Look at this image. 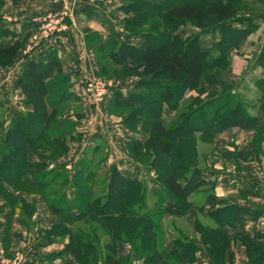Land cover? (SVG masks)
<instances>
[{"label": "trees", "instance_id": "trees-1", "mask_svg": "<svg viewBox=\"0 0 264 264\" xmlns=\"http://www.w3.org/2000/svg\"><path fill=\"white\" fill-rule=\"evenodd\" d=\"M10 1L16 6L20 0ZM125 2L123 9L129 17L124 31L130 37H141L139 46L119 42L114 35L101 43L97 33L87 30L84 41L95 54L101 78L136 80L128 101L124 102L116 90L108 95L107 109L109 113L113 109L127 112L121 122L125 130H141L147 135L144 143L130 141L127 152L139 167L153 173L159 190H149L145 181L124 177L115 166L105 172L98 189L95 180L107 154L99 159L96 156L106 147L104 144L96 145L76 162L72 178L57 166L50 168L56 160L32 153L37 149L52 156L64 155L68 141L81 140L76 133L77 124L84 119L81 98L71 90L70 78L63 73L56 52L50 51L46 61L29 60L14 82V89L31 110L17 114L8 125L0 121V197L10 209L3 248L7 251V232L18 209H28V218L34 212L33 205H25L21 196L15 199L6 191L9 187L13 193L39 196L50 214L61 219L45 237L67 239L61 256L69 254L77 264H130L132 259L142 260L143 264L193 262L199 250L197 241L177 230L173 246L180 253L159 248L158 221L167 215H186L191 209L204 213L205 207H209L205 215L216 227L210 230L197 225L201 244L213 264H223L221 255L230 248V239L222 229L232 232L233 240L245 247L250 264H264V248L246 235L241 223L243 217L255 222L264 219V206L250 209L219 200L214 182L203 177L195 150L196 134L213 142L230 130L253 131L254 141L245 150L222 156L242 163L256 162L264 141L259 117L250 115L232 86L222 80H218L221 95L204 102L186 99L187 94L199 89L206 74L220 78V67L229 64V54L258 31L255 13L241 11L254 7L243 0ZM1 24L0 18V38H11V43L0 46V67L7 68L24 51L28 37ZM186 24L199 33L183 38L177 31ZM212 30H217L220 37L203 48L200 34ZM256 65L264 68V42ZM165 112L172 113L169 121ZM31 153L39 158L38 162L30 161ZM143 157L149 160L144 166L139 161ZM70 190L73 197H69ZM198 195L204 197V206L197 208L190 199ZM148 198L154 200L151 206ZM77 222L81 225L73 227ZM119 244L130 247L128 257L118 258Z\"/></svg>", "mask_w": 264, "mask_h": 264}, {"label": "crops", "instance_id": "crops-1", "mask_svg": "<svg viewBox=\"0 0 264 264\" xmlns=\"http://www.w3.org/2000/svg\"><path fill=\"white\" fill-rule=\"evenodd\" d=\"M0 1L3 3L0 7V18L2 19L1 27L22 36L29 37L37 27L36 20L40 15L45 13L58 14L65 12L71 17L69 29L63 35L52 37L35 48L29 49L28 47V49H26L25 47V50L19 53L15 59V70H13L12 73L10 72L11 76L9 74L7 77L9 80L11 78V88L21 102L23 96L18 90L14 89V82L21 74L24 65L29 60L46 61L47 53L54 51L59 58L63 73L70 78L71 90L81 98V107L85 120L80 121L76 126V133L81 136V140L78 143L81 147L70 160L68 159L66 162L57 164L50 163V168L57 166L65 170L68 176L72 178L75 173L76 162L82 158L85 153L90 152L96 145L104 144L107 147V157L102 164V169L106 173L109 172L111 167L115 166L124 177L132 180L145 181L148 184L149 190L158 191L159 187L153 182V173L139 167V165L129 157L126 146L121 147V145H119L118 148L115 147L116 144H113V140L108 136L109 133L112 134L115 132L113 128L108 131L109 133L105 131V126L107 124L105 125L103 123V119H108L106 116V108L109 98H106L101 103H94L90 96L85 94V84L88 81L99 78L96 60L84 41V32L87 28L95 31L99 35L101 43H105L111 35H115L119 42L128 43L133 46H139L142 42L139 38L137 40L121 39L122 37L119 36V33L122 32V30L119 29L121 17L117 11L120 0H20L16 6H13L10 0ZM243 1L261 12L255 14L254 17V23L259 27L257 33L241 43V46L247 47L246 50L243 47L244 51H242V57L245 56L244 58H248L249 60L252 59V61L249 63L245 62V66H243L242 63L239 67L240 69L243 67L241 71L244 74L243 77L252 73H254L253 77L257 76V79L252 83L251 87H261L263 91L261 90L262 92L260 91L259 94L262 100L264 97V68L256 65V59L264 42V0ZM218 39L217 37L214 41ZM213 42H210L209 45L203 48L209 47ZM5 43H11V38H0V46ZM232 53L233 51L229 54V60L235 58L240 65V58H238L237 55L234 56ZM5 79L4 77L1 78L2 81L0 82V86L4 85ZM1 89H3V87H0V90ZM128 90L129 91L126 93L120 91L124 102L128 101V95L131 89L128 88ZM30 110L28 106L25 112L17 108V111H15L14 115L9 119L14 118L21 112L26 113ZM257 116H259V124L264 132V102L261 103ZM9 121L5 122V125H8ZM118 126L120 128V133H125L127 139L138 141L131 138L130 134H128L129 132L119 123ZM114 142L116 143V141ZM138 142L144 143L145 139ZM29 158L31 162L39 161V158L32 153ZM200 169L204 172L201 167ZM203 177L214 182L211 177L204 176V173ZM215 183L214 193L219 200H229L235 205L250 209L264 206V178L255 173L245 174L238 171H226L225 177L219 179ZM5 189L12 193L15 199L19 198V195L13 193L11 188L5 187ZM73 196L74 193L70 190L69 197ZM23 198L29 204L33 203L35 205L33 223L32 226L26 227L20 220V214H14L11 218L12 226L9 231L11 251L20 252L24 255L22 264H77L71 255L64 254L61 256L67 239L64 240L57 236L45 237L53 224H59L60 220L56 216L50 214L40 197L36 196L35 198H29V196L25 195ZM199 200L200 203H198ZM190 201L193 205L196 204L197 206H194L197 208L204 206V197L201 195L194 196ZM167 206L171 208L173 204ZM205 208L204 213H199L196 209H191L185 217L179 219L187 223L188 226V233L183 231V234H187V236L192 239L194 236L198 240L197 246L199 250L195 254V261L173 262V264H213L207 252V248L201 244L198 233L195 231V220L199 216L202 218V221H206L205 227L210 230L216 227L215 224L204 218L203 215L206 214L209 207ZM9 213L10 209L8 205L3 198L0 197V249L2 247L4 231L7 227ZM165 217L167 218L160 223L161 232L158 236L159 248L167 253L171 251H178V253H180V250L173 246V241L178 236L176 228L167 224V222H171V220L173 222V220L178 219L174 218L172 215H167ZM241 223L244 225L246 235L253 242L264 248V238H259V235L264 234V219L262 218L255 222L249 217H243L241 218ZM178 229L182 228L178 227ZM222 231L224 234L228 235L230 239V250L237 258L235 259V264H244L245 254L241 243L233 240L234 234L228 229H222ZM117 253L119 259L128 257L130 255L129 246L119 244ZM131 264H143V261L132 259Z\"/></svg>", "mask_w": 264, "mask_h": 264}, {"label": "rangeland", "instance_id": "rangeland-1", "mask_svg": "<svg viewBox=\"0 0 264 264\" xmlns=\"http://www.w3.org/2000/svg\"><path fill=\"white\" fill-rule=\"evenodd\" d=\"M2 5H3V3H1V1H0V6H2ZM125 5H126L125 0H120L119 7L117 9V11L121 17V20H120L121 25H119L120 26L119 29L122 30V32L120 31L121 33H119V36L122 37L121 39L137 40L139 38L142 41L141 37H130L124 31L125 20L127 19V17H129L123 9ZM241 11L242 12L255 13V14H258L261 12L260 10H258L256 8L242 9ZM50 16H52V17L56 16L58 18H62V24L64 23L65 25H63V26L66 27L63 31H61L59 33L56 32L55 35H53V37H59L60 35H63L64 33H66L68 31L69 23L71 20L70 19L71 17L69 16V14H67L65 12L58 13V14H56V13H45L43 15H40L38 19L41 20L44 18H48ZM38 19L36 20L37 23H38ZM36 29H37V27H36ZM36 29L28 37V39L26 41V45H25L26 49H28V47H29V49L37 47V45H38L37 43H39V42L34 41V36L37 34ZM86 30L90 31L91 33H96L95 31H92L89 28H87ZM178 32L182 33L183 38L191 37L192 35L199 33V31L194 26H192L190 24L183 25L180 29H178L177 33ZM200 35L201 36H200L199 40H200V45L202 47L209 45V43L213 42L215 38L220 37L219 32L217 30L208 31V32H206L204 34H200ZM86 36H87V34L84 32V39ZM46 41L41 42L38 46H40L41 44H43ZM243 47L244 46H241V44H240V46L237 47L235 50H233V53H232L234 56L237 55L238 58H240L239 59V61L241 62L240 65H239V63H237L235 58H232V60H229L228 65L225 66V64H224V66L220 67V71H221V77L220 78H218V79L214 78L212 73L206 74L204 79L200 82L199 89L196 90L195 92L187 94L186 99H196V101H198V102H204V101H207L208 99H210L212 97H217L218 95H221L222 89L218 84V80H222L227 85L232 86V92L235 93L238 96V98H240V100L244 103L249 114L252 116H257L258 111L260 110V105L262 102H264V97L261 100V96L259 94V92L262 90L261 87H256V88L251 87L252 83L257 79V76L253 77L254 73L249 74L246 77H243L244 74H243V72H241L243 67L240 69L239 66H241L242 63H243L242 65L245 66L246 65L245 62L249 63L250 61H252V59L249 60L248 58H244L245 56L242 57L243 56L242 51H244V48H245V50L247 48V47H244V48ZM91 53H92L93 57L95 58V54H93L92 51H91ZM259 54L257 55V57L259 56ZM100 55H102V54H100ZM244 60H247V61H244ZM15 65H16V63L15 64L13 63L12 66L7 67V68L0 67V82L2 81L1 78H3V77L6 78L4 81V85L0 86V87H3V89L0 90V121L1 122L3 121L4 123L8 122L10 120L9 118L12 115H14L15 111H17V108L22 109V111L25 112L26 107H27L23 103V100H21V102H20L18 96L13 92V90L11 88V78H10V80L7 78L8 75L10 74V76H11V73L13 72V70H15V68H16V67H14ZM97 69H98V74H99L98 66H97ZM135 81L136 80L132 79V78H124V79L113 78V77L101 78L99 76L98 79L88 81L85 84V94H88V96H90L91 100L94 101V103H101L106 98H109L108 95H111L116 90L122 91V93L128 92L129 91L128 88L132 89ZM5 83H6V85H5ZM88 84H91V87H89V89H88ZM259 86H260V84H259ZM149 98L151 99L153 97L149 96ZM82 112H83V109H82ZM124 113H127V112L120 111V110L115 111L114 109L111 111V113H109V110L106 108V116L108 117V119L104 118L103 123L105 125L107 124L105 126L106 127L105 131L108 132L111 130V128L114 129L115 132L112 131V132H114L112 134H110L108 132L109 133L108 136L110 137L111 140H113L112 141L113 144H116L115 147L118 148L119 145H121V147L126 146V149H127V145L131 140L129 138L127 139V137L125 136V133H123V134L120 133V128L118 126V123L121 125L122 119L124 117ZM171 116H172L171 112L170 113L165 112V117L167 118V121L170 120L169 117H171ZM260 117H261V115H260ZM83 120H85V116H84ZM71 121L73 122L75 120L71 119ZM128 134H130L131 138L138 140V141H143L144 139H145V141L147 140V135L145 133H143L141 130L137 133H130L129 132ZM1 136H2V132L0 131V137ZM253 137H254L253 131L244 132V131L234 129V130H230V131H227V132H224V133L218 135L214 139L213 142H209L208 140L202 139L200 134H196V136H195V150H196V160H197L196 162L204 170V172H203L204 176L211 177L214 180V183L217 182L219 179L225 177L226 171H230V172H237L238 171V172L245 173V174L255 173L256 175H259L260 177L264 178V141L261 144L260 151L258 152V160L256 162L242 163V162H238L234 159H231V160L224 159L222 156L225 153V151L232 152L234 150L235 151L245 150L247 148V146L254 141ZM114 141H116V143ZM78 143L79 142H76V141H68L67 146L69 149L67 150V152L64 155L52 156L50 153H48L46 151L37 152V149H33L32 153L34 152V153L41 154L43 157L49 158L50 160H53V161L56 160L55 162L57 164L60 162H66V161H68V159L70 160L74 156L75 152L77 153V150L80 149V147H81ZM70 151H72V152H70ZM106 151H107V147L101 148L100 153L96 156L97 157L96 159H99L101 156H103ZM106 154H107V152H106ZM106 157H107V155H106ZM139 161L141 163H143V166L145 164L147 165L149 162L148 158L145 159L144 157L139 159ZM98 175L99 176L95 180L96 187H97V185H99V182H101L102 177L105 175V171L101 170L98 173ZM97 188L100 189L101 187H97ZM17 194L19 196H21V198H23L25 195L29 196V198H35L37 196L34 194H29V193L21 195L18 192ZM23 200H24V198H23ZM153 202H154L153 199L148 198L149 206H151ZM24 203H26L25 205H28V206L29 205L35 206L33 203L29 204L25 200H24ZM198 203H200V200ZM194 205H196V204H194ZM19 208H20V206H19ZM255 208H258V207H255ZM18 211L19 212H17V213L20 214L21 222L26 227L32 226L33 216L35 214V209H34L33 214L31 216H29V218H28V215H29L28 209H26V208L21 209V210L18 209ZM203 216H204V218L208 219V221H210L211 223L214 224V222L210 218H208L206 215H203ZM173 217L178 219V220H173V222L171 220V222L169 221V222H167V224L175 227L178 232L183 233V231H184V232L188 233L187 223L179 220L180 218L185 217V215L173 216ZM195 217H196V214H195ZM57 218L61 221V219L59 217H57ZM166 218L167 217L160 218L158 222L161 223V221H164ZM205 223H206V221H202V218L200 216L197 217V219L195 220V231L198 233V236H199L198 238H199L200 242H201V235L199 233L198 227H199V225L204 226ZM197 224H199V225H197ZM72 225H73V227L76 228L81 224L79 222H77V223H73ZM11 226L12 225L10 224V227L8 229V232H7L8 234L6 237V238H8V240H7L8 243L6 245L7 251H5V249H4L5 247L3 248V242H2V247L0 249V253H2L3 259L8 264H22V262L24 260V255L20 252L11 251V246H10V241H9V231L11 229ZM53 226H54V224H53ZM178 227L182 228V229H178ZM51 229H49V230H51ZM184 235H186V237L191 239V240L198 241L196 239V237H194V236L192 239L191 237L187 236V234H184ZM4 237H5V231H4L3 240L5 239ZM241 246L243 247V251L245 254L244 264H250V259L246 255L245 247L243 245H241ZM129 249H130V247H129ZM220 254H221V252L219 253V255ZM221 256L223 257L222 261L224 264H235V259H237L236 255L233 252H231L230 248L225 252L224 255H221ZM217 257H218V255H217ZM131 262H130V264H131ZM171 264H173V262Z\"/></svg>", "mask_w": 264, "mask_h": 264}, {"label": "built area", "instance_id": "built-area-1", "mask_svg": "<svg viewBox=\"0 0 264 264\" xmlns=\"http://www.w3.org/2000/svg\"><path fill=\"white\" fill-rule=\"evenodd\" d=\"M63 25L65 24L64 23L62 24V18H58L56 16H53V17L50 16L48 18H44L41 20L38 19L37 29H36L37 34L34 36V41L39 42L37 43L39 45L41 42L50 39L51 37H53V35H55L56 32L59 33L66 28ZM89 87H91V84H88V89ZM0 264H8L3 259L2 253H0Z\"/></svg>", "mask_w": 264, "mask_h": 264}]
</instances>
